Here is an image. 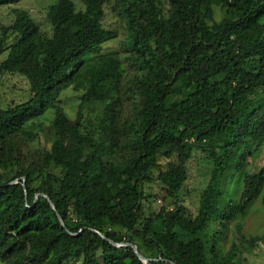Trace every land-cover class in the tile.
<instances>
[{
    "label": "trees",
    "instance_id": "obj_1",
    "mask_svg": "<svg viewBox=\"0 0 264 264\" xmlns=\"http://www.w3.org/2000/svg\"><path fill=\"white\" fill-rule=\"evenodd\" d=\"M45 19L0 22V84L29 88L0 103V264H243L260 238L241 219L264 186V0H51ZM197 154V208L164 188L151 210L150 184L181 185Z\"/></svg>",
    "mask_w": 264,
    "mask_h": 264
},
{
    "label": "rangeland",
    "instance_id": "obj_2",
    "mask_svg": "<svg viewBox=\"0 0 264 264\" xmlns=\"http://www.w3.org/2000/svg\"><path fill=\"white\" fill-rule=\"evenodd\" d=\"M51 0H19L16 3H1L0 4V22L8 23L12 20V9L15 7L29 10L30 14L36 19L43 29L49 27L45 19L46 7L50 4ZM106 25L119 26L118 17L112 13L108 8L105 9ZM122 34V33H120ZM119 41H115V46ZM109 45H111L109 43ZM8 53L5 50L0 55V61L3 60ZM29 97L28 82L21 76H6L2 78L0 84V103L6 104L11 101L21 102ZM77 94L72 91V88H67L62 93V106L67 115L71 118L75 116V110L78 103ZM6 106V105H4ZM245 155L246 152H242ZM194 157L189 162V174L184 183L178 185L177 181L166 180L163 182H155L150 184L153 192L156 195L155 201L150 202L151 210H157L163 203L162 197L165 194L164 188L176 189L180 197L183 199L185 205L194 211L198 206V199L201 189L205 186L208 179V172L210 170L209 162L198 156ZM255 164L260 167L264 164V148L254 160ZM248 181L249 176L245 177V186L243 188L241 199L248 196ZM264 196V186L261 192L255 198L254 202L248 208L246 215L241 219V227L243 232L247 235H258L260 238L256 240L250 250L243 252V264H264V205L262 197Z\"/></svg>",
    "mask_w": 264,
    "mask_h": 264
},
{
    "label": "water",
    "instance_id": "obj_3",
    "mask_svg": "<svg viewBox=\"0 0 264 264\" xmlns=\"http://www.w3.org/2000/svg\"><path fill=\"white\" fill-rule=\"evenodd\" d=\"M41 195L45 196V197L48 199V201L51 203L50 199H49L46 195H44V194H41ZM59 220H60L61 224L63 225V220L61 219V217H59ZM112 243H113V242H112ZM113 244H114V243H113ZM126 244L129 245V246H131V247L133 248L134 252L138 255V257H139L143 262H146V261L148 260V259H147L146 257H144L140 252L137 251V248H136L135 245H133V244H131V243H126Z\"/></svg>",
    "mask_w": 264,
    "mask_h": 264
}]
</instances>
